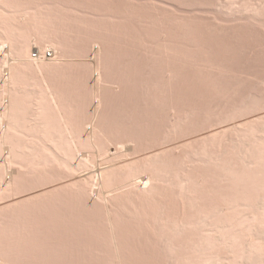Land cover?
<instances>
[{
  "label": "rangeland",
  "instance_id": "1",
  "mask_svg": "<svg viewBox=\"0 0 264 264\" xmlns=\"http://www.w3.org/2000/svg\"><path fill=\"white\" fill-rule=\"evenodd\" d=\"M14 6L58 22L85 54L61 82L85 131L93 39L108 86L102 150L83 149L90 167H70L54 144L41 152L42 138L25 150L16 132L12 152L1 149L4 264H264V0H0L1 29L31 25L7 21ZM28 114L23 125H42ZM158 159L150 191L113 200V233L90 176Z\"/></svg>",
  "mask_w": 264,
  "mask_h": 264
},
{
  "label": "bare ground",
  "instance_id": "2",
  "mask_svg": "<svg viewBox=\"0 0 264 264\" xmlns=\"http://www.w3.org/2000/svg\"><path fill=\"white\" fill-rule=\"evenodd\" d=\"M12 8L11 11L13 10ZM14 10H16L14 11L16 12L14 13L15 16L13 13L11 15V11L10 14L7 13V21L20 18L23 20L31 19L32 23L29 27H24L15 23L13 28H0V151L1 149L7 148L9 153L12 152V133L16 132L15 136L18 137L17 140H20V138H22V140L33 138L32 140H37L38 143L39 139V142L45 139L46 144L43 149L38 147V145L42 147V142L41 144H36V148L38 147L41 152H45L51 148L53 144L58 148H62L65 150L63 152H66L68 156V165L74 169H79L84 166L90 167V165L87 164L91 161L92 163L90 164L93 165V161L90 160L91 155L88 156L89 153L85 154V148H88L87 152H89V149L91 152L93 148V151H95V147L99 149L103 142L101 140L102 130L98 124V119L104 102L103 91L108 86L105 73V44H103L104 42L102 43L101 40H98V38L96 40L93 39L94 42H91L93 43V50L88 55V57L91 58L84 59L86 60L84 72L92 71L94 74L92 91L95 100L92 117L85 123V125H88L89 130L85 131L83 122H77L79 123L77 125V123H74L75 119L73 121V119L69 117V112L71 110L66 101L69 99L70 95H68L61 86L62 80L67 79L74 71V65L72 63L79 60L83 61L82 58H85V54L81 52L82 50L80 48L75 46L73 41L65 37V33L59 28L58 22L54 23L53 20L47 16L45 19L47 18L49 21L43 19L44 21L42 23L40 18L38 16L36 17L30 10H26V12L23 11L22 13H20L21 10L17 7H15ZM0 15L4 16L1 11ZM33 48L39 50L42 54L46 52V50H52L54 51V56L50 59H45L43 56L33 58ZM29 90L32 93H28L27 91ZM30 100L31 102L33 101L32 103L34 106L30 105L32 104ZM29 102L30 104H26ZM27 105L30 107L32 106L34 112L31 111L30 113L31 108L28 109ZM28 113H33L32 115H35V117L33 116V120H35V122H41L42 125L37 129L34 128L35 130H31L29 127L27 128L26 125H23L26 119L25 116ZM49 115L53 116L52 122H55L53 126L52 122H50L51 119H48L51 126L47 124L49 122L44 123L48 121L44 117H48ZM244 131L246 132L247 130ZM245 132L242 131V134ZM35 137L36 139H34ZM24 141H21V146L24 147L25 150H33L31 148H34L35 144L31 146V142L28 139L27 142ZM35 142L36 141H34V143ZM124 146L121 144V149L124 150ZM127 148L130 149L128 146ZM83 149L85 153H83ZM94 153H97V151L93 152V154ZM157 162L160 163L161 159L146 161L143 164L128 163L126 166L122 167V170L114 171L115 174L122 171V173H124L122 175L124 178L122 176L108 178L109 175L106 169L97 170L90 176L93 181L92 188H94L92 191L95 193L96 197H98L96 201L100 203L98 206L101 207L98 209V212L104 210L102 213L104 214L105 212V215H107L106 217H108L109 223L112 225L111 227H114L112 206L116 205L113 200L119 198V196L121 199L123 198L121 192L125 190L124 187H127V191L133 187L135 190L130 191L137 195L142 192L150 191V187L154 185L156 175H158L156 170L158 168H156L155 165V163L158 164ZM115 178H119L118 180L120 181L124 180L121 183ZM114 179L118 181V184ZM2 190V186H0V192ZM127 191H124L125 193L123 192L122 194H128ZM123 202H125L124 198L123 201L121 200L120 202L122 204H119L123 206ZM97 207L95 208L96 210ZM162 218L164 219V217ZM112 231L114 233L115 227ZM115 236L117 237V234ZM116 243L118 245V241ZM116 248L119 249L118 246ZM201 251L206 254L205 250ZM2 255L3 254H0V264H4V257H2ZM206 257H209V255H206ZM210 258L211 256L207 259L210 260ZM200 260L205 259L203 257Z\"/></svg>",
  "mask_w": 264,
  "mask_h": 264
},
{
  "label": "built area",
  "instance_id": "3",
  "mask_svg": "<svg viewBox=\"0 0 264 264\" xmlns=\"http://www.w3.org/2000/svg\"><path fill=\"white\" fill-rule=\"evenodd\" d=\"M42 56L45 59H50L54 56V51L48 50V51L44 52L43 54L39 50H36L35 52H33V58H39Z\"/></svg>",
  "mask_w": 264,
  "mask_h": 264
}]
</instances>
